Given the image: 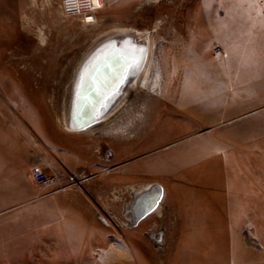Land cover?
Segmentation results:
<instances>
[{"label": "rangeland", "instance_id": "374dc122", "mask_svg": "<svg viewBox=\"0 0 264 264\" xmlns=\"http://www.w3.org/2000/svg\"><path fill=\"white\" fill-rule=\"evenodd\" d=\"M102 1L97 24L85 26L64 17L61 0H0V107L20 104L24 119L43 131L44 120L64 128L75 73L88 56L138 46L147 57L150 49L127 89L125 108L112 121L89 131L64 128L74 135L80 159L88 150L96 152L89 155L91 167L119 164L127 172L128 190L120 199L111 188L103 215L130 232L137 218L127 207L135 190L142 195L146 185L159 183L157 177L165 186L184 188L187 172L196 168L202 176L192 183L197 190L190 200H170L179 213L163 211L162 191L157 212L137 229L163 220L167 235L163 230L151 238L145 232L142 239H128L130 248H138L143 264H264V93L259 92L264 90V0ZM105 43L112 44L100 52ZM111 139L126 145H110ZM110 148L114 159L106 162ZM151 168L161 176L145 175V181L141 173ZM232 169L235 201L225 202L217 217L210 201L219 196L221 177L231 180ZM11 193L5 191L0 204V264H40L39 254L25 253L30 245L23 237V214L17 213L25 198ZM190 202L205 206L187 215ZM90 258L104 264L98 254ZM118 259L111 264H139L130 253Z\"/></svg>", "mask_w": 264, "mask_h": 264}, {"label": "crops", "instance_id": "0c3cea01", "mask_svg": "<svg viewBox=\"0 0 264 264\" xmlns=\"http://www.w3.org/2000/svg\"><path fill=\"white\" fill-rule=\"evenodd\" d=\"M259 89L262 88L259 87ZM259 92L264 93V90H259ZM255 93V88H253V94ZM23 95L26 96L24 91ZM24 110L20 104L0 107V204L5 191L12 192V198H25L22 208L20 207L17 212L23 214V237L30 245L25 253L39 254L40 264H93L95 261L90 256L95 254L101 256L104 264H111L113 260H120L118 259L120 256L130 253L135 256L139 264H143L142 254L138 248H130L128 239H142L145 232H148L147 235H151V238H154L156 233H161L157 234L160 237L163 235V230L167 235L169 227L163 220L152 219L145 230L142 232L137 230L139 224L146 221L148 217L150 219L157 208L154 207L135 226H132L130 232L122 230L119 220L103 214L108 210L104 200L111 188L115 187L114 194L118 193L119 198L124 189L128 190L127 172L124 168L119 167L110 172V168L102 169V163L100 165L95 163V166L91 167L92 158L89 155L93 153L94 156L96 152L88 150L89 155L80 159L78 145L72 146L73 134H65L64 128H60L55 121L46 120L43 121L45 125L43 131L40 126L24 119ZM97 152L100 153V151ZM218 153L222 152L217 151L216 155ZM40 167L45 168L51 174L62 176L66 174H75L79 177L87 175L89 182L79 187L68 186L62 191L55 188H43L35 182V173ZM151 169L142 173L160 175L159 169ZM231 172V180L221 177L218 185L219 196L215 201H210V208L214 209L217 217L223 216L225 202L228 206H233L235 201V170L232 169ZM227 173L229 174L227 170L222 172L223 175ZM9 175H12L13 180L7 179ZM187 175L189 185L185 184L184 188H181L179 183L173 188L165 186L158 180L159 177L156 178L164 192L163 211L167 212L170 209L179 213V206L174 204L177 207L174 208L172 201L170 202L173 196L179 198L183 196L184 199L190 200L196 192L197 189L194 186L196 184L192 183L199 182L201 180L199 176H202V173L191 167ZM203 206H205L203 202L200 206L199 203L193 205L190 202V204H185V210L190 211L187 213L189 215L195 208ZM184 221L185 228H187L188 218H184ZM160 223L164 225L160 226ZM216 223L215 231L219 232L220 220L217 219ZM154 226L158 227V232H154Z\"/></svg>", "mask_w": 264, "mask_h": 264}, {"label": "bare ground", "instance_id": "6f19581e", "mask_svg": "<svg viewBox=\"0 0 264 264\" xmlns=\"http://www.w3.org/2000/svg\"><path fill=\"white\" fill-rule=\"evenodd\" d=\"M23 35V34H22ZM149 40V39H148ZM104 44V43H103ZM102 44V45H103ZM106 44V43H105ZM99 49V48H97ZM93 52V51H92ZM151 50L149 49V53L147 58H145L146 62L148 60L149 54H150ZM91 54V53H90ZM93 54V53H92ZM92 54L90 56H92ZM139 54V53H137ZM104 56V55H103ZM138 56V55H137ZM97 58V57H96ZM88 60V58L86 59ZM86 60L83 62V64L80 66V68L76 71L75 73V79H74V83L71 87V98H70V103L69 106L67 107V110H69L66 114V116L64 118L61 119L62 125L63 127L70 131V132H81V131H89L90 128L93 127L92 126H86L85 128H81V129H76L74 127H76V125H85L88 124L89 122H91L92 119H94V114L99 111L102 110L104 104L107 102V96L108 94L112 93L114 88V85H116L117 82V87L116 90L121 91V90H125L124 89V85L126 86V80L127 77L129 75H127V77H121L118 78L117 80L113 79L114 76L119 75V73L121 71H124L125 69L128 70L130 67L131 69V63H127L125 62V60L122 62V59H117L115 60L113 63H110V68H106L109 72L108 74L105 75H101L99 76L96 81H94V83L96 84L98 81V88H100L102 90L103 95L101 94V96L93 91H90L89 94H87L85 96V98L83 99V103H81L82 101L78 102L75 100V98L78 96H80L81 92L83 91L82 88L84 86V84L88 83V80L92 78V73L89 72V70L86 71V73H84V71L86 69L81 70V68L85 65ZM95 60V59H94ZM125 62V63H124ZM93 63V62H92ZM144 63V62H143ZM146 64V63H144ZM91 65V64H89ZM101 66H103V64H101ZM104 66H106V64H104ZM144 67V65H143ZM142 67V68H143ZM133 68V67H132ZM124 69V70H123ZM90 74V75H89ZM130 77V76H129ZM128 77V78H129ZM131 79V77H130ZM103 80V81H102ZM103 83V84H102ZM125 94V93H124ZM115 95V94H114ZM113 95V96H114ZM103 96V98H102ZM112 96V97H113ZM119 96V95H117ZM75 97V98H74ZM124 98V97H123ZM103 99V101L101 100ZM114 98H111V100ZM121 99V98H120ZM119 99V100H120ZM116 100V99H115ZM126 99H122V102L120 105H118L117 107H115L114 109H111L107 114L105 113L104 116L100 117L95 123H104V122H108L110 121L113 117H115V115L117 114L118 111L121 110L122 106L124 105V103ZM102 101V102H101ZM110 101V100H109ZM119 102V101H118ZM109 103V102H108ZM114 104V103H113ZM107 105V104H106ZM109 108V107H108ZM125 108V106L123 107ZM123 110V109H122ZM86 112L85 114L88 116H85L86 118L83 117V112ZM82 112V113H81ZM82 117V118H81ZM92 118V119H91ZM78 121V123H77ZM112 121V120H111ZM124 134V133H123ZM152 186H158L161 187V185L159 183H152V184H148L146 185L147 191H149L151 189ZM137 187V186H136ZM133 188V187H132ZM137 189V188H134ZM133 189V190H134ZM134 200L129 204V208L131 210L128 209V211H131L132 216H134L133 214H136L134 210H132V205L136 202H139V197H141V195L139 193H141L140 189H138L137 191H134ZM143 192V193H145ZM138 194V195H137ZM141 200V198H140ZM127 211V212H128Z\"/></svg>", "mask_w": 264, "mask_h": 264}, {"label": "water", "instance_id": "95a60500", "mask_svg": "<svg viewBox=\"0 0 264 264\" xmlns=\"http://www.w3.org/2000/svg\"><path fill=\"white\" fill-rule=\"evenodd\" d=\"M94 54H97V53H94ZM104 54H107L106 55L107 58H105V59L101 58L99 63L96 65V67L92 68V70H91L92 78L88 80L87 84H84V86L82 88L83 91L81 92L80 96H78V98L74 97L75 100L77 101V104L80 101H82L81 103H83L84 102L83 99L85 98V96L87 94L90 93V91L96 92L100 96H101V94L103 95L102 90L97 87L99 84L98 81L96 84L94 83V81L99 79L98 78L99 76L108 74L109 71L107 69L110 68V66H109L110 63H113L117 59H122L121 60L122 62L125 60V62L131 63L133 65V63H135L137 61V58H138L137 52H135L134 50L126 52V51H122L119 47H115L111 51H108ZM101 56H102V54H101ZM141 58H142L141 65H143V62H145V58H146L145 52H144V55L141 56ZM101 64H103V66H101ZM104 64H106V66H104ZM84 69H86V70L84 71ZM89 69H88V65H86V64L81 68V70H83L84 73H86V71ZM129 73H130V70L125 69L124 71H121L119 73V75L114 76L113 79L117 80L118 78H121L122 76L127 77V75ZM116 87H117V82H116V85H114L115 89H113L112 91H115ZM102 98H103V96H102ZM101 100L103 101V99H101ZM106 112H107L106 110H101L98 113L96 112L94 114V119L91 118L92 119L91 122H89L88 124H85V125H76V127H74V128L81 129V128H85L86 126H92L93 123L96 122L100 117H102ZM85 113L86 112L84 111L83 112L84 118H86L85 116H88ZM77 123H78V121H77ZM161 196H162V188H160L158 186H152L149 191L143 193L141 195V197H139V202L134 203L131 207L132 210H134L136 213L135 218H137V222L140 219H142L144 216H146L156 206V204L159 202ZM140 198H141V200H140ZM128 209L131 210L129 207H128Z\"/></svg>", "mask_w": 264, "mask_h": 264}, {"label": "built area", "instance_id": "2783aa9c", "mask_svg": "<svg viewBox=\"0 0 264 264\" xmlns=\"http://www.w3.org/2000/svg\"><path fill=\"white\" fill-rule=\"evenodd\" d=\"M61 10L65 18L80 20L85 26L97 24V13L103 8L102 0H61ZM88 176H77L75 174L56 175L50 174L45 168L40 167L35 173V182L43 188H55L64 190L68 186H83ZM66 181V183L64 182Z\"/></svg>", "mask_w": 264, "mask_h": 264}, {"label": "flooded vegetation", "instance_id": "af4514ba", "mask_svg": "<svg viewBox=\"0 0 264 264\" xmlns=\"http://www.w3.org/2000/svg\"><path fill=\"white\" fill-rule=\"evenodd\" d=\"M129 43H131V44H137V43H133V41L132 40H130L129 41ZM110 44H112V43H107L105 46H101V48L99 49V51L101 52L102 51V49H104L106 46H108V45H110ZM103 47V48H102ZM136 47V50H134L135 52H137V53H139V54H137L138 55V58H137V61L135 62V63H133V65L131 66V69H130V73L128 74L130 77H131V79H130V77L128 78L127 77V80H128V85L127 86H125L124 85V91L123 90H121V91H118V90H115V91H113L111 94L109 93L108 94V96H107V102L104 104V106H103V108H102V110H106L107 112H106V114L111 110V109H114L115 107H117L118 105H120L121 104V102H122V99H126V98H128V95H129V90H127V89H131L132 87H133V84L135 83V81H134V78H136L137 79V77H138V75H139V73H140V71L142 70V67H143V65H141V60H142V58H141V51H140V49H137L138 48V46H135ZM107 54H104V56H103V54H102V56H101V54H99V52H98V54H92V56H88L87 58H88V60H86V62H85V64L86 65H88V69H89V72H91V70H92V68H94V67H96V65L99 63V61H100V59L101 58H103V59H105V58H107V56H106ZM97 57V58H96ZM147 58V57H146ZM95 59V60H94ZM146 61V60H145ZM93 62V63H92ZM145 63V62H144ZM89 64H91V65H89ZM133 67V68H132ZM140 78V77H139ZM125 93V94H124ZM115 94V95H114ZM114 95V96H113ZM117 95H119V96H117ZM113 96V97H112ZM124 97V98H123ZM111 98H114V99H112L111 100ZM121 98V99H120ZM116 99V100H115ZM120 99V100H119ZM110 100V101H109ZM119 101V102H118ZM109 102V103H108ZM114 103V104H113ZM107 104V105H106ZM124 106H126V102L124 103V105L122 106V108L121 109H123V107ZM109 107V108H108ZM105 115V114H104ZM103 115V116H104ZM112 120V119H111ZM110 122V121H109ZM109 122H104V124L105 123H109ZM100 125V124H103V123H95V124H93V127L94 126H96V125ZM156 131L158 132L159 130L158 129H156ZM163 131V130H162ZM106 138H108V137H106ZM117 142H115V141H113L112 139H111V141L110 142H108V144H110V145H118V146H120L121 148H122V144H123V146H125L126 145V142H122V141H120V144H116ZM124 149V148H123ZM111 151H113V150H111V148L109 149V151H108V154H106L107 155V157L109 158L108 159V162H112V160L114 159V156H112V154L111 153H109V152H111ZM123 155V154H122ZM124 155H126L127 156V154H125L124 153ZM118 166H119V164H116V165H114V166H112V168H110V172H112L111 171V169L114 171V170H116L117 168H118ZM117 167V168H116ZM116 168V169H115ZM142 175H144V180H147V179H149V178H146L145 179V174L144 173H141ZM158 237V236H157ZM156 237V238H157Z\"/></svg>", "mask_w": 264, "mask_h": 264}]
</instances>
